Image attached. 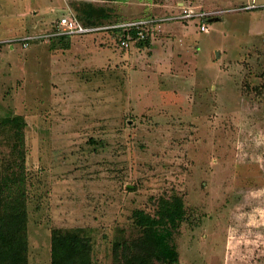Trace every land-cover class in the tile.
<instances>
[{
    "label": "rangeland",
    "instance_id": "rangeland-1",
    "mask_svg": "<svg viewBox=\"0 0 264 264\" xmlns=\"http://www.w3.org/2000/svg\"><path fill=\"white\" fill-rule=\"evenodd\" d=\"M251 4L0 0V121L26 124L29 264H51L54 230H80L93 264H113L116 238L138 234L134 212L175 196L180 264H264V0ZM93 6L119 22L221 13L206 33L161 23L144 48L105 32L44 38ZM15 141L0 123L3 175Z\"/></svg>",
    "mask_w": 264,
    "mask_h": 264
},
{
    "label": "trees",
    "instance_id": "trees-1",
    "mask_svg": "<svg viewBox=\"0 0 264 264\" xmlns=\"http://www.w3.org/2000/svg\"><path fill=\"white\" fill-rule=\"evenodd\" d=\"M117 1V0H107ZM155 18L149 16L141 19ZM86 26H105L131 20L114 21L110 9L91 7L79 19ZM139 20V19H133ZM57 22L51 33L56 30ZM155 27L146 33L144 27L120 28L105 32L126 47L150 46ZM146 33L145 39L139 32ZM102 33V32H101ZM53 43L68 42V37L46 38ZM28 45L30 42L27 43ZM127 47V48H128ZM16 138L18 155L8 167V174L0 171V264H29L28 214L26 204L25 134L22 116H10L0 121ZM184 199L173 197L159 201L155 216L137 210L133 214L137 236L116 238L113 244V264H180L174 235L186 219ZM91 239L80 230H54L51 243V264H93Z\"/></svg>",
    "mask_w": 264,
    "mask_h": 264
},
{
    "label": "built area",
    "instance_id": "built-area-1",
    "mask_svg": "<svg viewBox=\"0 0 264 264\" xmlns=\"http://www.w3.org/2000/svg\"><path fill=\"white\" fill-rule=\"evenodd\" d=\"M257 6L255 4V0H252V4L249 6L248 9H256ZM181 11L169 18H151V19H139V20H131L128 22H120L113 25H105V26H86L84 25L75 15H63L57 21L56 30L53 33L48 34L46 38H59V37H74V36H87L94 33H103L114 29L120 28H131V27H144L146 33L150 31L151 26H154L155 31L158 30L161 23L170 22V21H196L199 22V28L201 32H208V19H214L218 17L221 11L218 10H193V9H186L185 7L180 9ZM139 32V37L141 39H145L146 33ZM28 42L33 43V38H28L25 40V46H27ZM128 47V44H126Z\"/></svg>",
    "mask_w": 264,
    "mask_h": 264
},
{
    "label": "water",
    "instance_id": "water-1",
    "mask_svg": "<svg viewBox=\"0 0 264 264\" xmlns=\"http://www.w3.org/2000/svg\"><path fill=\"white\" fill-rule=\"evenodd\" d=\"M38 42V40L37 41H35L34 43H37ZM219 56V55H218Z\"/></svg>",
    "mask_w": 264,
    "mask_h": 264
}]
</instances>
